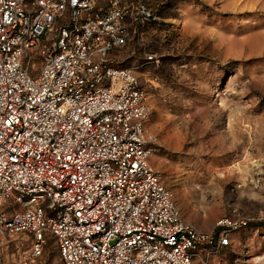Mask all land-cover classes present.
<instances>
[{
  "label": "built area",
  "instance_id": "built-area-1",
  "mask_svg": "<svg viewBox=\"0 0 264 264\" xmlns=\"http://www.w3.org/2000/svg\"><path fill=\"white\" fill-rule=\"evenodd\" d=\"M151 18L121 0H0V245L26 235L39 258L53 238L63 264H195L246 225L199 230L151 164L149 96L117 61Z\"/></svg>",
  "mask_w": 264,
  "mask_h": 264
},
{
  "label": "rangeland",
  "instance_id": "rangeland-1",
  "mask_svg": "<svg viewBox=\"0 0 264 264\" xmlns=\"http://www.w3.org/2000/svg\"><path fill=\"white\" fill-rule=\"evenodd\" d=\"M121 1L152 13L117 58L149 96L152 166L199 230L246 222L195 264H264V0ZM0 264L63 263L53 238L34 258L31 239L16 235Z\"/></svg>",
  "mask_w": 264,
  "mask_h": 264
}]
</instances>
